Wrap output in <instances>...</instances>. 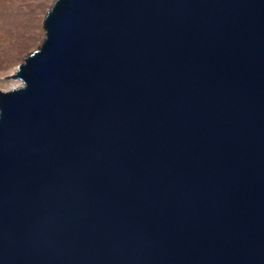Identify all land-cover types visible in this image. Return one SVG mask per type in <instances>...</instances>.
Returning a JSON list of instances; mask_svg holds the SVG:
<instances>
[{"label":"water","instance_id":"95a60500","mask_svg":"<svg viewBox=\"0 0 264 264\" xmlns=\"http://www.w3.org/2000/svg\"><path fill=\"white\" fill-rule=\"evenodd\" d=\"M0 91V264H264V0H56Z\"/></svg>","mask_w":264,"mask_h":264},{"label":"rangeland","instance_id":"374dc122","mask_svg":"<svg viewBox=\"0 0 264 264\" xmlns=\"http://www.w3.org/2000/svg\"><path fill=\"white\" fill-rule=\"evenodd\" d=\"M55 1L0 0V74L15 67L19 71L26 56L40 48L45 17Z\"/></svg>","mask_w":264,"mask_h":264},{"label":"bare ground","instance_id":"6f19581e","mask_svg":"<svg viewBox=\"0 0 264 264\" xmlns=\"http://www.w3.org/2000/svg\"><path fill=\"white\" fill-rule=\"evenodd\" d=\"M18 68L15 67L10 71L2 72L0 74V91L6 92L16 88H19L23 83L17 78H7L16 75Z\"/></svg>","mask_w":264,"mask_h":264}]
</instances>
